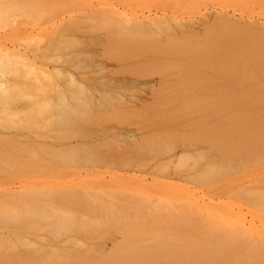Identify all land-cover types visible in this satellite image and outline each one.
Masks as SVG:
<instances>
[{
  "label": "rangeland",
  "instance_id": "1",
  "mask_svg": "<svg viewBox=\"0 0 264 264\" xmlns=\"http://www.w3.org/2000/svg\"><path fill=\"white\" fill-rule=\"evenodd\" d=\"M103 4L117 9L122 13V17L127 19L161 16L174 18L181 22L201 19L211 22L215 17L229 19L230 22L238 25L232 24L234 27L231 26L230 30L226 28L228 33H233L231 35L233 37L224 39L225 41L229 39L226 41V45L225 41L220 40L223 44V49L220 50L232 54L233 58L239 53L238 55L244 58L236 59L240 61L241 73L244 76L252 75L259 82H264V0H0V46L11 47L10 51L15 47V50L24 52L20 53L21 56L18 53V55L15 54L16 52L13 54L9 52L10 60L8 57L3 59L5 67L0 69L2 71L4 69L3 74L9 89L5 93L6 95L0 96V264H157L158 262V264H166L167 261L179 258H188L198 263L207 264L206 262L213 259L212 252L214 250L224 252L215 255L216 258H222V256L233 258L238 255L237 252H240L246 259L250 245H246L247 243L242 239L238 238L243 244L234 239L229 240L226 236L232 231L242 230L247 239H251L250 236H247L249 231L245 230L249 225L264 232V213L259 212H264V210H260L262 207L260 208L258 205L253 208L245 197L239 195L241 189L238 186L245 180L235 178L237 175L241 176L255 168L251 166L250 170L248 169L246 172L236 173L230 170L231 173L224 177L215 175L214 172L221 171L225 161L235 159L238 155L236 152L241 154L245 152L243 153L244 157L239 155L242 156L243 161L248 163L251 160L247 158L253 154L251 146L253 144H257V147L264 146V129L261 132H256L253 129L257 124H263L264 127V88L262 97L259 96V92H256L257 96L250 94L247 98L222 97L219 94L207 96L206 93L199 94L207 98L199 97L200 95L196 96L197 98L193 96L195 99L186 95H176L177 97L173 95L172 97L171 92L174 89L170 91L169 88L172 89L175 85L169 87L170 85L165 84V80H163L165 78L158 79L163 76L162 73L159 72L160 76L158 77L153 74L154 79L148 78L150 81L146 77H139L144 72L148 76L150 68H154L153 63L158 58L162 60L164 56L162 54L167 51L169 53L171 45L168 48L170 50L164 49V51L162 46L165 45L157 44V48L156 43H153L156 46L154 49L155 46L152 44V46L147 44L144 46L142 43L140 47L139 43L128 42L129 37L124 41L123 35L119 34L123 30L120 27H115L118 29L116 30L119 34L117 36L121 35L120 38L114 35V39H106L110 38L109 36L105 38L106 34L110 30H114L115 25L113 26L111 20L115 18H108L109 24L102 18L107 25L104 26L105 23L102 20L100 22L104 23L103 25L100 22L95 23V19L101 15L99 14L98 18L93 19L92 24H88L91 22V17L96 16L94 11L106 8V6L103 7ZM92 5L94 14L91 13ZM3 8L8 9V18V14ZM87 13H90L91 19L88 18ZM75 14L79 16L77 17ZM104 17L108 21L106 15ZM7 19L8 21H5ZM70 19L71 21H68ZM80 19L81 22H79ZM87 19L89 20L87 21ZM85 21L88 22L86 25H84ZM77 22L80 24L78 23V25ZM253 23L254 25H252ZM110 24L112 28L109 27ZM244 25L246 28L256 27L259 33L255 30L256 33H253L255 36H252L249 34V30H245V35L249 34L252 37L246 39L243 38L245 35L241 37L239 32L243 33ZM239 26L244 27L239 28ZM96 27L97 29L102 27L103 31L99 29L98 33H95ZM107 27L109 29L105 33ZM237 27L239 30L241 29L239 32ZM232 28L233 30H231ZM222 29L224 30L221 33L224 34L226 29ZM78 31L80 34L77 33ZM123 31L130 34V31L128 33L126 29ZM234 32L237 33L234 34ZM123 34L126 33L123 32ZM126 36L124 35V37ZM62 38H65L66 41ZM231 38H237L236 42L231 41ZM109 40L112 43L108 44ZM203 40V37L199 39L200 46L195 45L196 52L200 53L201 49L198 48H202L203 43L205 46L209 44L207 40ZM237 40L241 42L238 43ZM249 40H251L254 54H251V51L245 52L243 49L239 51L233 49L237 43L243 46ZM209 42L211 44L212 41ZM116 44L120 46L117 47ZM122 44L125 45V48ZM194 44H197V40ZM210 44L209 46L212 47ZM104 45L106 46L104 47ZM86 46L90 48L87 49ZM149 46L152 48L150 49ZM215 46L213 45L212 49L214 53L218 52L217 46ZM229 46H232V50L231 47L229 49ZM208 47L202 48L204 54L201 51L199 57L192 54H199L192 48L193 52L187 48V53L191 52L195 62L197 61L196 64L200 61L205 62V59L208 60L210 56V61L212 59L213 63V59H215L213 57H216L217 53L213 54ZM158 49L162 53H159ZM181 49H178L179 52ZM138 51L141 55H138ZM31 52L36 55V60L33 59ZM222 52H218L216 66ZM110 54L111 59L108 58ZM157 54L158 56H156ZM77 55L79 57H76ZM80 55L82 56L80 57ZM202 55H206V58L201 60ZM139 56L142 59L138 58ZM151 56L156 57V61L151 58L154 61L152 62ZM13 57L19 59L15 60ZM167 57L169 56H164V60L165 58L168 60ZM180 57L177 59L181 61L183 59V63H185L187 58ZM58 58L60 60L62 58L60 63H57L60 61ZM134 58L137 61L140 59L139 66ZM170 58L173 60L170 59L172 63L169 61V65L176 60L173 56ZM160 59L157 61L159 66L155 63L158 66L156 68L171 70V67L166 66L168 62L165 66L162 63L160 66ZM50 60L51 62H49ZM97 60H100L101 63ZM141 60L148 63H143ZM181 61H179L180 64ZM94 62L95 64H93ZM130 62H134L138 68L134 67V69L132 67L134 65ZM202 62L200 65L207 67ZM150 63L151 67L148 65ZM186 63L190 62L187 60ZM144 64L147 67L144 68L149 69L148 73L142 67L139 69ZM187 64L183 67H186ZM99 65L105 70L100 74L101 76L98 74L100 72ZM162 65L167 68L164 69ZM30 66L32 68L29 69ZM125 66H127V70H125ZM130 66L132 69L129 68ZM201 66L198 63L196 68H199L195 70L203 75L202 72H206L208 67L202 68ZM88 67L90 68L88 69ZM217 67L219 69V64ZM54 69H58L59 72L63 71L64 74L56 73ZM82 69L84 70L82 71ZM138 69L142 73L137 75L136 70ZM175 69L172 68V70ZM21 71H24L25 74L24 72L19 73ZM106 71L107 73H105ZM122 71L124 77L121 74ZM167 71L168 74L169 71ZM226 71L237 75L235 70L227 69ZM53 72L55 73L53 74ZM162 72L166 75L165 71ZM104 74H107L108 79L110 76L116 81L110 79L114 81L110 83L107 78L105 79ZM145 74L143 75L145 76ZM117 76L118 78L121 76L124 79L126 76L129 78L126 77L128 79L126 81L121 78L116 79ZM137 76L141 82L146 83L148 80L149 84L145 85L140 81L137 84ZM34 77L39 82L32 79ZM70 77L73 78L74 83L70 82ZM66 78L70 83L66 81ZM53 79L54 81H52ZM155 79L157 82L154 81ZM121 80L125 82L122 83ZM132 80H134L133 83L136 82L135 87L134 84H128L132 83ZM158 81H161L162 87ZM76 82L80 85L82 83V85L78 87ZM164 84L167 85V88ZM129 85L132 86L129 87ZM215 86L218 89V85ZM72 87L78 92L75 93L76 91ZM113 87L117 89L114 91ZM162 88H166L172 98L167 99L165 96L168 94L160 96L161 99L158 98L159 94L161 95L160 92L163 91ZM115 92H118L117 95ZM5 98L6 101L2 102L1 99L5 100ZM62 101L64 105L66 102L72 108L70 113L73 112V114L69 113V115L73 116L70 117L67 114L61 117L63 109L61 107H64L61 106ZM79 104L83 105L78 106ZM46 105H50V109L46 108ZM45 108L48 110L47 113L44 111ZM33 110L32 116L31 111ZM55 111L57 112L55 113ZM23 117L25 118L23 119ZM37 117H39V121ZM60 119L62 121H57ZM67 119L71 123L64 122L65 120L68 122ZM240 119L248 126L244 129H236L235 126H232L227 131L226 124H233L234 121L240 122ZM50 120L53 122L51 123ZM28 122H32V125L38 124V127L35 125L33 129L31 124H27L32 128V131H27L30 128L24 124ZM36 129L38 130L36 131ZM64 132L69 135H65ZM48 137L51 141L47 140ZM258 138L260 139L258 140ZM116 144L118 145L116 146ZM245 148L246 150H243ZM246 153L249 155L247 156ZM257 169L264 170V158L260 161ZM12 190L16 192H11ZM224 238L228 240V243ZM150 240L151 242H149ZM135 243L138 246L141 245L137 248ZM190 243L191 246H189ZM131 246L134 250L129 251ZM13 258L15 259L13 260ZM191 264L195 263L191 262Z\"/></svg>",
  "mask_w": 264,
  "mask_h": 264
},
{
  "label": "bare ground",
  "instance_id": "2",
  "mask_svg": "<svg viewBox=\"0 0 264 264\" xmlns=\"http://www.w3.org/2000/svg\"><path fill=\"white\" fill-rule=\"evenodd\" d=\"M106 5H104L103 4V7H105ZM93 7V5L90 7L91 8V10L93 9L92 8ZM94 7H96V6H94ZM101 8H102V6H100ZM109 6H106V8H104L103 10H101V11H94V10H89V11H91V13L94 11V13L96 14V16L95 17H91V15L89 16V14L90 13H87L88 15V18H90L91 19V22L90 23H88V22H86L85 21V24L84 25H86V23H88V24H92V21H93V19H95V18H98L97 16H99V14H104L103 15V17H101V15L99 16V18L98 19H95L96 21H95V23L96 22H100L101 20H102V18L106 21V23L108 22V24H109V22H110V18L111 19H113V18H115V19H117V20H111V21H113V26H114V30H110L109 32H108V30L107 29H109L108 27L106 28V32L105 33H107L108 32V34H106V36H105V38L107 37V36H109L110 38H106V39H114L113 37H115V36H117V34H118V32L116 31V30H118V29H115V27H120L121 29H126L127 31H128V33H129V31H130V34H127V32L126 31H123V32H125L126 34H123V32L121 31L119 34H121V35H123V40L125 39V38H128L129 37V39L130 40H128V42H133V43H139V46L141 47V45H142V43H143V45L145 46V44H147V45H150V46H152L153 45V43H156L155 45L157 46V44L159 45V46H162V45H165L164 47H166V48H164L163 46H162V48H163V51H164V49H167V50H170V49H168L169 47H170V45H171V50L169 51V53H171L170 55H168L169 53H168V51L165 53H163L162 54V56L164 55L165 57H166V55L167 56H169V57H167V59L168 60H166V58H165V60H164V56L162 57L163 59L161 60L160 58H158L157 59V61L160 59V61L161 62H159V64H160V66H161V63L165 66L166 65V63L168 62V65H166L167 67H171V70H168L169 71V75L166 73V71H167V67H164L163 65H162V67L164 68V69H166V70H163V69H161V67H159L158 69L156 68V67H158L159 65L157 64L158 62L155 60L156 59V57L154 58V57H150V59L151 58H153L154 59V61H156V62H154V61H152V59H151V61L152 62H154L153 64H154V68L153 67H151L150 65H151V63L150 64H148L149 65V67H151L150 68V71H148L147 72V70H149V69H145V68H147V67H145V64H144V66L142 65V66H140L139 67V69L142 67V69H144V70H146V72L148 73V76H151V77H148L146 74H145V72L144 73H142V71L141 70H136V74L138 75V73H142V75L140 74L139 75V77L140 76H142V78H144V77H146V79H154V77H152L153 76V74H155L156 75V77H158V76H160V74H159V72L160 73H162L161 75H163V76H160L158 79H162V78H165V79H163V80H165L164 82H165V84H167V85H170L169 87H171V86H173V85H175V86H173L174 88H172V89H170L169 87V90L170 91H172L173 89V91L171 92L172 93V97H173V95H174V97L177 95H180V96H184V95H186V96H194L195 98H197L198 97V95H200L199 93H206L205 95H214V94H219V95H222V97L223 96H232V98H233V96H237V97H245V98H247V97H249V95L251 94V95H256L258 92V94H259V96L260 97H262L261 95L263 94V91H262V89L264 88V82H262V81H258V80H256V78L255 77H253L252 75L250 76V75H243L242 73H241V70H240V66H239V64H240V61L239 60H236V59H239V58H243V57H240L241 55H238L237 53V56H234V58L232 57L233 55L232 54H230L229 52V54H227V51L225 52V51H223L222 52V50H220L221 48H222V41H220V40H223V41H225L224 39H226V38H229V37H233V36H231V35H233V33L232 34H230V32L228 33V31H227V29L228 30H230V28H231V26H232V24H236V23H232V22H230L229 21V19H226V18H219V17H215L211 22L210 21H208V20H203V19H201V20H195V21H185V22H181V21H177L176 19H174V18H170V17H164V16H161V17H155V18H149V17H142V18H136V19H127V18H123L122 16V13H120L117 9H114V8H108ZM4 9V8H3ZM7 9V8H6ZM6 9H4V11L5 12H7L8 11V9L6 10ZM95 9V8H94ZM97 10V9H96ZM3 11V10H2ZM2 11H1V13H2ZM86 12V11H85ZM94 13H92V14H94ZM3 14H4V12H3ZM3 14H2V16H3ZM6 14V13H5ZM7 14H8V16H7V18L9 17V13L7 12ZM110 14V15H109ZM76 15V14H75ZM106 15V17H107V19H108V21L105 19V16ZM77 16V15H76ZM79 16V15H78ZM77 16V17H78ZM87 16H86V18H87ZM75 17V16H74ZM83 17V16H82ZM6 19V18H5ZM72 19V18H71ZM71 19L70 20H68V21H71ZM82 19V18H81ZM81 19H80V21L79 22H81ZM0 20H1V18H0ZM75 20V19H74ZM79 20V19H78ZM89 19H87V21H88ZM3 22H4V19L2 20ZM5 21H8V19L7 20H5ZM117 22L116 24H114L115 22ZM79 22H77V24L79 23ZM102 22H104L103 20H102ZM8 23V22H7ZM71 23V22H70ZM82 23H84V22H82ZM101 23V22H100ZM100 23H98V24H100ZM105 23V22H104ZM103 23V24H104ZM106 23H105V25L104 26H107L106 25ZM80 24V23H79ZM78 24V25H79ZM87 24V25H88ZM97 24V25H98ZM102 23H101V25H103ZM65 25V24H64ZM67 25V24H66ZM83 25V26H84ZM96 25V24H95ZM94 25V26H95ZM96 25V26H97ZM100 25V26H101ZM236 25H238V24H236ZM235 25V26H236ZM252 25H254V23L252 24ZM69 26V25H68ZM80 26H82V25H80ZM112 25L110 24V28H112L111 27ZM241 26V25H240ZM239 26V28H243V27H240ZM232 27H234V26H232ZM67 28V27H66ZM73 28V27H72ZM71 28V29H72ZM75 28V27H74ZM82 28V27H81ZM87 28H88V26H87ZM102 28V27H101ZM101 28H99L98 27V29H97V27H96V32L95 33H98V30L99 29H101ZM222 28H227L224 32V34H222L221 32H222V30H224V29H222ZM70 29V28H69ZM76 29V28H75ZM85 29V28H84ZM237 30H238V32L241 30H239L238 29V27L236 28ZM244 29V31H243V33L245 32V30L246 31H250V33L249 34H251L252 36H255L253 33H259L258 32V29L256 28V27H248V28H246V26L243 28ZM61 30V29H60ZM83 30V29H82ZM102 31H103V29H101ZM231 30H233V28L231 29ZM236 30V31H237ZM255 30H256V32H255ZM259 30H261L260 29V27H259ZM81 31V30H80ZM87 31V30H86ZM89 31V30H88ZM93 31V30H92ZM104 31H105V28H104ZM215 34V36H214V34ZM233 32V31H232ZM53 33H55L54 31H53ZM61 33V32H60ZM59 33V34H60ZM74 33V32H73ZM77 33H79L80 34V32L78 31ZM84 33H86V32H84ZM89 33V32H88ZM100 33V32H99ZM222 35H221V34ZM237 33V32H236ZM235 32H234V34H236ZM240 33V36L242 37V35L244 36L245 35V33L243 34H241V31L239 32ZM238 33V34H239ZM247 34H248V32H246ZM70 34V33H69ZM68 34V35H69ZM118 34V35H119ZM220 34V35H219ZM248 34V36L247 35H245L243 38H247V37H252L251 35H249ZM62 35V34H61ZM61 35H59V36H61ZM63 35H64V33H63ZM62 35V36H63ZM84 35V34H83ZM115 35V36H114ZM120 35V36H121ZM124 35H127L126 37H124ZM257 35V34H256ZM120 36H117L118 38H120ZM116 37V38H117ZM203 37V41H205V40H207V42L210 44V42L209 41H212L211 42V46L212 47H210L209 46V44L208 45H206L207 47H208V49L210 48V51L211 52H213V45L215 46L216 44V46H217V51L218 52H222L223 54H220L221 55V57L219 58V60L217 61L218 63H217V66H218V64H219V69H218V67L216 66V57H217V55H218V52H215V53H217V55L213 52V54H215L216 55V57H213V58H215V59H213L214 61H213V63H212V59H211V61H210V57L209 56H207V57H209V59L207 60V59H205V62H202V61H200V62H202L203 63V65L205 64L207 67H205V66H201L200 64V62H198L199 63V66H201L202 68L203 67H205V68H207L206 70V72L204 71V72H202L203 73V75L202 74H200L197 70H195V69H198L199 67H197L196 68V66L198 65V63L196 64V62H195V60H194V56H201V51H202V48L203 49H206L207 47L205 46V43H203L202 41H201V43H203L202 44V48H200L199 46L201 45L200 43H198V41H199V39L200 38H202ZM236 37H237V35H236ZM68 38V37H67ZM48 39V38H47ZM63 39V38H62ZM65 39V38H64ZM63 39V40H64ZM75 39V38H74ZM101 39V37L99 38V40ZM103 39V38H102ZM232 40L231 41H235L236 42V40L235 39H237V38H231ZM244 39V40H245ZM252 39V38H251ZM92 40V39H91ZM90 40V41H91ZM96 40V39H95ZM195 40H197V44H194V42H195ZM202 40V39H201ZM227 40H229V39H227ZM226 40V41H227ZM242 40V39H241ZM243 40V41H244ZM48 41V40H47ZM65 41H66V39H65ZM65 41H64V43H65ZM73 41H75V40H73ZM83 41V40H82ZM98 41V40H97ZM104 41V40H103ZM106 41V40H105ZM116 41H118L117 39H116ZM125 41V40H124ZM127 41V40H126ZM226 41H225V45H226ZM230 41V42H231ZM238 41V40H237ZM243 41H242V43H243ZM254 41V40H253ZM52 42V41H51ZM62 42V41H61ZM67 42H68V40H67ZM84 42V41H83ZM92 42H96V41H92ZM241 42V41H240ZM239 41H238V43H240ZM251 42V40H249V41H246L245 42V45H243V46H241L240 44H238L237 43V45L233 48L234 50L235 49H237V51H239L240 49H243V50H245V52L247 51H251L252 52V44L250 43ZM55 43H57L56 41H55ZM63 43V42H62ZM99 44H101V42H98ZM103 43V42H102ZM108 43V42H107ZM110 43H112L110 40H109V43L108 44H110ZM118 43V42H117ZM122 43V42H121ZM228 43V42H227ZM233 43V42H232ZM247 43V44H246ZM54 44V43H53ZM58 44H59V42H58ZM92 44V43H91ZM97 44V43H96ZM119 44V43H118ZM118 44H116L117 45V47L118 46H120V45H118ZM124 44H125V42H124ZM132 44V43H131ZM130 44V45H131ZM152 44V45H151ZM175 44H177L178 46H174ZM191 44H192V46H191ZM207 44V43H206ZM229 44V43H228ZM227 44V45H228ZM236 44V43H235ZM101 45H103V44H101ZM107 45V44H106ZM106 45H104V47L106 46ZM155 45H153V46H155ZM197 45H199L198 47V49H201V50H199L200 51V53L199 52H196L195 50H196V46ZM240 45V46H239ZM16 46V45H15ZM111 46V45H110ZM115 46V45H114ZM122 46H124V48H125V45H123L122 44ZM127 46V45H126ZM136 46V45H135ZM134 46V47H135ZM149 46V47H150ZM156 46L155 47H153V49L154 48H156ZM190 46V47H189ZM193 46H195V47H193ZM215 46V47H216ZM22 47V46H21ZM92 47V46H91ZM94 47V46H93ZM92 47V48H93ZM95 47H97V46H95ZM103 47V46H102ZM109 47V46H108ZM133 47V48H134ZM175 47V48H174ZM176 47H179L178 49H183V48H185V50H182L181 49V52H179L180 50H178ZM181 47V48H180ZM189 47V48H188ZM193 47V48H192ZM218 47H219V50H218ZM224 47V46H223ZM226 47V46H225ZM230 47H231V50H232V46H229V49H230ZM85 48H90V47H88V46H86ZM98 48V47H97ZM100 48V47H99ZM98 48V49H99ZM132 48V47H131ZM131 48L129 49V51L131 50ZM132 48V49H133ZM139 48V47H138ZM137 48V49H138ZM152 47H150V49H151ZM157 48H158V46H157ZM161 47H160V50L162 49ZM187 48L188 49H190L189 51H192L193 52V50H194V52H196V53H199L198 55L197 54H194V53H192L193 55H191V52H189V54L191 55H189L188 53H187ZM193 50H192V49ZM195 48V49H194ZM9 49H11V47H1L0 46V69L3 67H5L4 65H3V59H6L7 57H8V54H9V52H12V54L13 53H15V54H20V53H22V51H19L17 48V50H15V47H13L12 48V50L10 51ZM113 49V48H112ZM136 49V48H135ZM149 49V50H150ZM152 49V50H153ZM198 49H197V51H198ZM207 49V50H208ZM223 49V48H222ZM39 50V49H38ZM42 50V49H41ZM46 50V49H45ZM140 50V49H139ZM142 50V49H141ZM148 50V51H149ZM89 51H90V49H89ZM98 51V50H97ZM112 51H116V50H112ZM120 51V50H119ZM158 51H159V49H158ZM184 51H185V53H184ZM35 52H36V50H35ZM41 52V51H40ZM121 52V51H120ZM126 52V51H125ZM144 52H145V50H144ZM154 52V51H153ZM156 52V51H155ZM204 52H205V50H204ZM234 52V51H233ZM24 53V52H23ZM22 53V54H23ZM137 53V52H136ZM135 53V54H136ZM140 52L138 51V55H141V54H139ZM158 53V52H157ZM159 53H162V51L160 52L159 51ZM209 53V52H208ZM256 53V52H255ZM17 54V55H18ZM22 54H20V56L22 55ZM31 54H32V57H33V59L34 60H36V55L35 54H33V52H31ZM30 54V55H31ZM85 54V53H84ZM114 54H115V52H114ZM118 54V53H117ZM121 54V53H120ZM119 54V55H120ZM127 54V53H126ZM166 54V55H165ZM202 54H204L203 53V51H202ZM244 54V53H243ZM242 54V55H243ZM251 54H254V52H252ZM134 55V54H133ZM148 55V54H147ZM152 55V54H151ZM209 55H210V53H209ZM82 55H80V57H81ZM84 56V55H83ZM117 56V55H116ZM154 56V55H153ZM156 56H158V54L156 55ZM173 56V58L175 59L176 58V60L175 61H173V64H170L169 65V61H170V59L171 60H173L172 58H170V57H172ZM180 57V56H183V57H180V58H184V57H186L187 58V60H188V62H190L189 64H187L186 63V61L187 60H185V63H183L184 61H183V59H182V61L179 59H177V57ZM193 56V57H192ZM246 56H247V54H246ZM23 57V56H22ZM26 57V56H25ZM28 57V56H27ZM26 57V58H27ZM76 57H79V55H77ZM111 57V54H110V56L108 57V58H110ZM118 57H122V56H118ZM134 57H136L137 58V56H134ZM219 57V56H218ZM250 57V56H249ZM255 58H256V56H254ZM12 58V57H11ZM14 58V57H13ZM30 58V57H29ZM138 58H141L140 56L138 57ZM142 58L144 59V55L142 56ZM141 58V59H142ZM196 58V57H195ZM202 58L204 59V58H206V55L205 56H203L202 55V57H201V60H202ZM15 59V58H14ZM19 59V58H18ZM17 59V57H16V59L15 60H18ZM24 59V58H23ZM50 59V58H49ZM59 60H60V58H58ZM57 59V60H58ZM111 59V58H110ZM146 59H149V58H146ZM244 59V58H243ZM8 60H10V58L8 57ZM8 60H7V62H8ZM15 60H13V61H15ZM22 62H23V60L22 59H20ZM19 60V61H20ZM24 60H26V59H24ZM31 60V59H30ZM51 60H52V58H51ZM51 60L49 61V62H51ZM54 60V59H53ZM61 60H62V58H61ZM61 60L59 61V62H57V63H60L61 62ZM65 60V59H64ZM122 60V59H121ZM120 60V61H121ZM124 60V59H123ZM131 60V59H130ZM134 60H136L135 58H134ZM140 60V59H139ZM138 60V61H139ZM178 60V61H177ZM198 60V59H197ZM242 60V59H241ZM251 60H252V58H251ZM250 60V61H251ZM255 60V59H254ZM263 60V59H262ZM90 61V60H89ZM97 61H100V60H97ZM137 61V60H136ZM136 62V64L138 63V66H139V62ZM142 61V60H141ZM162 61H166V62H162ZM179 61H181L182 63L180 64V62ZM249 61V62H250ZM15 62H17V61H15ZM28 62V61H27ZM143 63H146L147 61H142ZM141 62V63H142ZM175 62V63H174ZM241 62H243V61H241ZM98 63V62H97ZM100 63H101V61H100ZM99 63V64H100ZM131 63V62H130ZM142 63V64H143ZM148 63V62H147ZM158 65H156V64ZM170 63H172V61H170ZM243 63H245V62H243ZM253 63H255L254 61H253ZM6 64H9V63H6ZM13 64H14V62H13ZM25 64H26V61H25ZM93 64H95V62L93 63ZM131 64H133L134 66H132L133 68L135 67L136 69L138 68V66L136 65V64H134V62L133 63H131ZM152 64V65H153ZM187 64V66L186 67H183L184 65H186ZM256 64V63H255ZM15 65H16V63H15ZM20 65V64H19ZM89 65V64H88ZM106 65V64H105ZM137 67H136V66ZM147 65V64H146ZM248 66H250L249 64H247ZM8 66V65H7ZM25 66V65H24ZM35 67L37 66L36 64L34 65ZM129 66V65H128ZM131 66L129 67V68H131ZM215 66H216V68L218 69V70H215L216 68H215ZM14 67V66H13ZM21 67V66H20ZM22 67H23V65H22ZM26 67V66H25ZM25 67H24V69H25ZM127 66H125V68H126ZM145 67V68H144ZM244 67V66H243ZM245 67H247V66H245ZM30 68H32L31 66L29 67V69ZM90 67H88V69H89ZM92 68V67H91ZM94 68H96V67H94ZM98 68H99V75L101 74V73H104V69H103V67L101 66V65H99L98 66ZM105 68V67H104ZM129 68H128V70H129ZM134 68V69H135ZM172 68L173 69H175V70H172ZM204 68V69H205ZM213 68H215L214 70H212ZM13 69V68H12ZM24 69H21V70H24ZM39 69H41V68H39ZM49 69V68H48ZM86 69H87V67H86ZM118 69V68H117ZM123 69V68H122ZM132 69V68H131ZM133 69V70H134ZM154 69V70H153ZM227 69H230V70H235L234 72H236L237 73V75H235V74H230L229 72H227L226 70ZM16 70V69H15ZM55 71H56V73H58L59 71H58V69H54ZM53 70V71H54ZM84 69H82V71H83ZM104 70V71H103ZM109 70V69H108ZM107 70V71H108ZM121 70V67L119 68V71ZM125 70H127V68L125 69ZM143 70V71H144ZM156 70H158V71H156ZM165 71V73H166V75L165 74H163L164 72H162V71ZM203 70V69H202ZM3 71H4V69H3ZM3 71L2 70H0V96H4V94L9 90L8 89V82L6 81V78H4V74H3ZM7 71V70H6ZM29 71H31V70H29ZM52 71V70H51ZM69 71V70H68ZM77 71V70H76ZM97 71V70H96ZM107 71L105 72V73H107ZM123 71H124V69H123ZM123 71H122V76H123ZM131 71V70H130ZM135 71V70H134ZM139 71V72H138ZM152 71V72H151ZM155 73H154V72ZM167 71V72H168ZM209 71V72H208ZM229 71V70H228ZM12 72H13V70H12ZM24 72V71H23ZM22 71L21 72H19V73H23ZM32 72H34V71H32ZM60 72H62L63 74H64V72L63 71H60ZM59 72V73H60ZM85 72V71H84ZM92 72H95V71H92ZM129 72V71H128ZM132 72V71H131ZM151 72V73H150ZM172 72V73H171ZM28 73V72H27ZM41 74H42V72H40ZM50 73V72H49ZM55 72H53V74H54ZM61 73V74H62ZM69 73V72H68ZM117 73H120V72H117ZM125 73H126V71H125ZM135 73V72H134ZM134 73H132V74H134ZM249 73V72H248ZM24 74H25V72H24ZM29 74V73H28ZM31 74V73H30ZM96 74V73H95ZM143 74H145V76L143 75ZM149 74H152V75H149ZM159 74V75H158ZM32 75V74H31ZM40 75V74H39ZM45 75V74H44ZM48 75V74H47ZM69 75V74H68ZM91 75V74H90ZM89 75V76H90ZM105 75V79L107 78L106 77V75L107 74H104ZM115 75H116V73H115ZM120 75V74H119ZM127 75V74H126ZM131 75V74H130ZM154 75V76H155ZM27 76V75H26ZM70 76V75H69ZM85 77H87L86 75H84ZM93 76V75H92ZM101 76V75H100ZM103 76V75H102ZM122 76L120 77L122 80L124 79V78H122ZM25 77V76H24ZM30 77V76H29ZM31 77H33V75L31 76ZM41 77V76H40ZM39 77V78H40ZM42 77H44V76H42ZM49 78H50V76H48ZM110 79H112L110 76H108ZM124 77V76H123ZM127 77V76H126ZM126 77H125V79L124 80H128V79H126ZM133 77V76H132ZM138 77V76H137ZM139 77H138V82H137V84L138 83H140L141 82V80H139ZM48 78V79H49ZM62 78H64V77H62ZM61 78V79H62ZM113 78H114V76H113ZM120 78H118V76L116 77V79H120ZM127 78H129V77H127ZM141 78V79H142ZM32 79H35V77L34 78H32ZM47 79V78H46ZM47 79V80H48ZM67 79L68 78H66V81H67ZM83 79H84V77H83ZM86 80H88L87 78H85ZM100 79H101V77H100ZM108 79V78H107ZM110 79H108V81H110V83L112 82H114V81H116L115 79H112V80H114V81H112V80H110ZM132 79V78H131ZM131 79H129V80H131ZM134 79H136V77L134 76ZM148 79V80H149ZM44 80V79H43ZM63 80V79H62ZM61 80V81H62ZM69 80H71L70 82L72 83H74V81H73V78L72 77H70L69 78ZM81 80V79H80ZM102 80H104V78H102ZM102 80H100V81H102ZM121 80V81H122ZM145 80V79H144ZM147 80V81H148ZM162 80V81H163ZM31 81V80H30ZM35 81H37V82H39L38 81V79L36 80L35 79ZM52 81H54V79L52 80ZM51 80H50V83L52 82ZM77 81V80H76ZM92 81V80H91ZM106 81V80H105ZM120 81V80H119ZM133 81L134 80H132V83H130L129 81V83L128 84H134V87H135V85H136V82H134L133 83ZM136 81V80H135ZM140 81V82H139ZM146 81V80H145ZM146 81V83H148ZM150 81V80H149ZM154 81H156V79L154 80ZM193 81V82H192ZM68 83H70L69 81H67ZM66 82V83H67ZM99 82V81H98ZM123 82H125V81H122V83ZM153 82V81H152ZM157 82V81H156ZM159 82V84H160V86H161V81H158ZM31 83H32V81H31ZM35 83V82H34ZM33 83V84H34ZM47 83L49 84V81H47ZM76 83H78V82H76ZM103 83V82H102ZM121 83V82H120ZM141 83H143V82H141ZM146 83H143V84H145L146 85ZM36 84V83H35ZM48 84H47V86H48ZM149 84V83H148ZM156 84V83H155ZM163 84V83H162ZM164 84V85H165ZM179 85V86H177V85ZM182 84V85H181ZM69 85H71V84H69ZM81 85H82V83H81ZM79 83H78V87L79 86H81ZM116 85V84H115ZM126 85V84H125ZM131 85V86H132ZM167 85H165V87L167 88ZM181 85V86H180ZM215 85H218V89H216V86ZM11 86V85H10ZM19 86V85H18ZM33 86V85H32ZM57 86V85H56ZM68 86V85H67ZM74 86V85H73ZM96 86H98V85H96ZM114 86V85H113ZM119 86H121V85H119ZM124 86V85H123ZM130 85H129V87H131ZM49 87V86H48ZM83 87V86H82ZM81 87V88H82ZM95 87V86H94ZM128 87V86H127ZM162 87V86H161ZM16 88V87H15ZM14 88V89H15ZM73 88V87H72ZM85 88V87H84ZM102 88H104V87H102ZM122 88V87H121ZM120 88V89H121ZM133 88V87H132ZM166 88H162L163 89V91H159L160 93H161V95L159 94V96H158V98H160V96L162 97V96H164V95H166V94H168L169 95V93H167V91H166ZM257 88V89H256ZM22 89V88H21ZM49 89H51V88H49ZM57 89H58V87H57ZM70 89V88H69ZM73 89H75V88H73ZM72 89V90H73ZM93 89V88H92ZM105 89V88H104ZM113 89H114V87H113ZM117 89V88H116ZM116 89H114V91L116 90ZM119 89V90H120ZM165 89V90H164ZM255 89H256V91H255ZM12 90V89H11ZM81 90V89H80ZM124 90V89H123ZM127 90V89H126ZM136 90V89H135ZM217 90V91H216ZM19 91V90H18ZM74 91H76V89L74 90ZM82 91V90H81ZM80 91V92H81ZM105 91V90H104ZM103 91V92H104ZM108 91V90H107ZM107 91H105V92H107ZM113 91V92H114ZM170 91H168V92H170ZM15 92V91H14ZM57 92V91H56ZM78 91H76L75 93H77ZM120 92V91H119ZM122 92V91H121ZM124 92V91H123ZM164 94H163V93ZM217 92V93H216ZM257 92V93H256ZM23 93V92H22ZM83 93V92H82ZM89 93V92H88ZM93 93H95V92H93ZM98 93V92H97ZM116 93V95H117V93L118 92H115ZM134 93V92H133ZM138 93H139V95H140V90L138 91ZM137 93V94H138ZM141 93H143V92H141ZM10 94H12V93H10ZM25 94V93H24ZM83 94H85V93H83ZM83 94H81V95H83ZM130 95H131V93H129ZM144 94V93H143ZM157 94V95H158ZM6 95V94H5ZM12 95H14V94H12ZM19 95H20V93H19ZM71 95V94H70ZM74 95H76V94H74ZM77 95H79V94H77ZM81 95H79V96H81ZM103 95V94H102ZM120 95V94H119ZM123 95V94H122ZM134 95V94H133ZM142 95V94H141ZM168 95H166L165 97H167V99H170V98H172V97H170L171 96V94L168 96ZM239 95V96H238ZM11 96V95H10ZM21 97H22V95H20ZM26 96V95H25ZM68 96V95H67ZM105 96V95H104ZM135 96H136V94H135ZM138 96V95H137ZM176 96V97H177ZM179 96V97H180ZM197 96V97H196ZM257 96V95H256ZM255 96V97H256ZM24 97V96H23ZM123 97V96H122ZM170 97V98H169ZM193 97V98H194ZM199 97H206V96H202V95H200ZM218 97V96H217ZM53 98V97H52ZM64 98V97H63ZM76 98V97H75ZM90 98V97H89ZM157 98V99H158ZM194 98V99H195ZM207 98V97H206ZM205 98V99H206ZM221 98V97H220ZM231 98V97H230ZM264 98V97H263ZM4 99V98H3ZM3 99H1L2 100V102H5L6 101V98H5V100H3ZM9 99V98H8ZM60 99L62 100V98H61V94H60ZM66 99V98H65ZM161 99V98H160ZM163 99V98H162ZM174 99H176V98H174ZM208 99H209V97H208ZM58 100V99H57ZM72 101H73V99H71ZM209 100H211V99H209ZM232 100V99H231ZM259 100V99H258ZM48 101V100H47ZM77 101V100H76ZM223 101V100H222ZM1 102V101H0ZM57 102V101H56ZM91 102V101H90ZM97 102V101H96ZM211 102H212V100H211ZM230 102V101H229ZM232 102V101H231ZM47 104H48V102H46ZM59 103H61V102H59ZM62 103H63V101H62ZM92 103V102H91ZM250 103V102H249ZM52 105V104H51ZM64 106V107H61V117H63V116H65V115H69V113H70V111H72V108L68 105V104H66V102H65V105H64V103L63 104H61V106ZM81 105H83V104H81ZM80 104L78 105V106H81ZM86 105V104H85ZM243 105V104H242ZM241 105V106H242ZM245 105V104H244ZM47 106V107H46ZM45 107L46 108H48V109H50V105H46ZM56 106V105H55ZM88 106V105H87ZM95 106V105H94ZM223 106V105H222ZM97 107V106H96ZM42 108H44V107H42ZM45 108V112L46 111H48L47 109ZM59 108V107H58ZM57 108V109H58ZM77 108V107H76ZM56 109V108H55ZM85 109V108H84ZM222 109V108H221ZM259 109H260V107H259ZM51 110H52V108H51ZM51 110H50V112H51ZM87 110H89L88 109V107H87V109H86V111ZM213 110V109H212ZM231 110V109H230ZM237 110V109H236ZM43 111V112H44ZM57 111H59V110H57ZM57 111H55V113L57 112ZM85 111V110H84ZM38 112H39V110H38ZM77 112V111H76ZM75 112V113H76ZM238 112V111H237ZM246 112V111H245ZM34 113V110L33 111H31V115ZM35 113H36V110H35ZM47 113V112H46ZM59 113V112H58ZM75 113H74V115H75ZM79 113H80V111H79ZM87 113H88V111H87ZM90 113V112H89ZM179 113H180V111H179ZM235 113V112H234ZM40 114H42V113H40ZM63 114V115H62ZM70 114H73V112L72 113H70ZM166 115H167V113H165ZM178 114V113H177ZM246 114V113H245ZM51 115V114H50ZM49 115V116H50ZM58 115V114H57ZM80 115V114H79ZM231 115V114H230ZM235 115V114H234ZM241 115V114H240ZM24 116V115H23ZM33 116V115H32ZM38 116V115H37ZM70 117L71 116H73V115H69ZM77 116V115H76ZM163 116V115H162ZM218 116V115H217ZM221 116V115H220ZM229 116V115H228ZM237 116V115H236ZM22 117V116H21ZM25 117H27L28 118V116H25ZM25 117H23V119L25 118ZM35 117V116H34ZM34 117H31V118H33L34 119ZM68 116H66V118H67ZM167 117H168V115H167ZM26 118V119H27ZM49 118V117H48ZM65 118V117H64ZM165 118V117H164ZM232 118V117H231ZM240 118V117H239ZM18 119V118H17ZM20 119V118H19ZM36 119V118H35ZM37 119H38V121H39V117H37ZM61 119H63V118H61ZM57 120V121H62V120ZM68 119H69V117H68ZM67 119V120H68ZM78 119V118H77ZM79 119H81L80 118V116H79ZM78 119V121H80ZM53 120V119H52ZM55 120H56V118H55ZM228 120V119H227ZM234 120H235V118H234ZM244 120V119H243ZM246 120V119H245ZM18 121V120H17ZM32 121V120H31ZM77 121V120H76ZM77 121V122H78ZM230 121V120H229ZM231 121H233V120H231ZM239 121V120H238ZM242 120L240 119V122H235L234 121V123L233 124H226V126H225V128L227 129V131H229L230 129H231V127L232 126H235L236 127V129H244L246 126H248L247 125V123H242L241 122ZM30 122V121H29ZM26 123V124H24V125H27V124H31V127L33 126V129H34V126L36 125H32V122L31 123ZM36 121H34V123H35ZM50 122L52 123L53 121H51L50 120ZM64 122H66V123H71V121H69L68 120V122L65 120ZM72 122H74L73 120H72ZM228 122V121H227ZM22 123V122H21ZM37 123V122H36ZM49 123V122H48ZM48 123H47V126H49L48 125ZM58 123V122H57ZM63 123V122H62ZM62 123H60V124H62ZM65 123V124H66ZM226 123V122H225ZM17 124V123H16ZM19 124V123H18ZM50 124V123H49ZM22 125V124H21ZM44 125H46V124H44ZM57 125V124H56ZM69 125H71V124H69ZM76 125V124H75ZM263 125V124H262ZM261 124H257V125H255L254 127H253V129L256 131V132H261V130L262 129H264V127L262 126ZM19 126V125H18ZM27 126H29L28 128H30L29 130H27V131H32V128L30 127V125H27ZM37 127H38V124L36 125ZM52 126V125H51ZM62 126H64V125H62ZM72 126V125H71ZM66 127H67V125H66ZM75 127V126H74ZM223 127V126H222ZM23 128V127H22ZM44 128H46L45 126H44ZM27 129V128H26ZM61 129V128H60ZM221 129V128H220ZM21 130V129H20ZM38 129H36V131H37ZM72 130V129H71ZM70 130V131H71ZM75 130V129H74ZM211 130V129H210ZM35 131V132H36ZM78 131V130H77ZM76 131V132H77ZM221 131V130H220ZM226 131V130H225ZM25 132V131H24ZM39 132V131H38ZM59 132V131H58ZM69 132V131H68ZM210 132V131H209ZM242 132V131H241ZM246 132V131H245ZM47 133V132H46ZM49 133V132H48ZM52 133V132H51ZM65 133V132H64ZM80 133V132H79ZM247 133V132H246ZM59 134H60V132H59ZM78 134V133H77ZM212 134V133H211ZM234 134V133H233ZM48 135V134H47ZM65 135H69V133L68 134H66L65 133ZM70 135H71V133H70ZM73 135V134H72ZM242 135V134H241ZM241 135H240V138H242L241 137ZM254 135H255V133H254ZM61 136V135H60ZM80 136V135H79ZM229 136V135H228ZM21 137V136H20ZM62 137V136H61ZM65 137V136H64ZM71 137H73V136H71ZM71 137H69V139L71 138ZM233 137V136H232ZM257 137V136H256ZM17 138V137H16ZM24 138V137H23ZM42 138V137H41ZM230 138V137H229ZM240 138H238V139H240ZM244 138H245V136H244ZM13 139V138H12ZM15 139V138H14ZM18 139V138H17ZM35 139V138H34ZM54 139V138H53ZM59 139V138H58ZM72 139V138H71ZM76 139V138H75ZM81 139V138H80ZM246 139V138H245ZM260 138H258V140H259ZM47 140H49V137H48V139ZM68 140V139H67ZM250 140H252V139H250ZM257 140V139H256ZM22 141H23V139H22ZM36 141H37V138H36ZM39 141V140H38ZM46 141V140H45ZM49 141H51V140H49ZM64 141V140H63ZM69 141V140H68ZM84 141V140H83ZM89 141H90V139H89ZM217 141V140H216ZM241 141V140H240ZM243 141V140H242ZM253 141V140H252ZM251 141V142H252ZM18 142V141H17ZM99 142V141H98ZM187 142H189V141H187ZM227 142H229V141H227ZM246 142V141H245ZM244 142V143H245ZM39 143V142H38ZM141 143V142H140ZM186 143V142H185ZM184 143V144H185ZM190 143V142H189ZM216 143V142H215ZM224 143V142H223ZM222 143V144H223ZM226 143V142H225ZM248 143V142H247ZM19 144V143H18ZM33 144H34V141H33ZM42 144H43V142H42ZM102 144V143H101ZM233 144V143H232ZM242 144V143H241ZM253 144V143H252ZM263 144V143H262ZM261 144V145H262ZM63 145V144H62ZM114 145V144H113ZM118 144H116V146H117ZM190 145V144H189ZM194 145V144H193ZM226 145V144H225ZM224 145V146H225ZM250 145V144H249ZM257 145V144H256ZM256 145H250L251 146V151H253V154L251 153V151H250V155H251V157H249V158H247V159H249V160H251V161H248V163H247V161L245 162V161H243V158H242V156H243V153H245V152H242V154L241 153H239V152H236L238 155L240 154V155H242V156H238V155H236L237 157L235 158V159H232L231 161H225L226 163H225V165H224V167H223V169L221 170V171H219V172H214V174L215 175H220L221 177H224V176H227L228 174H230L231 172H246L248 169H249V167H253V168H255V169H249L250 170V172L248 171V172H246V173H243V175H237V177H235L236 179H238V180H240V179H244L245 181H243L242 183H240V185L238 186L241 190H240V192H239V195H241L242 197H245L247 200H248V203L250 204V205H252V207L253 208H256V207H262L260 210H264L263 208H264V170H259V169H257V166L260 164V161L264 158L263 156V154H264V146L262 145V146H256ZM111 146V145H110ZM115 146V145H114ZM218 146V145H217ZM241 146V145H240ZM244 147H245V144L243 145ZM246 146H247V144H246ZM52 147V146H51ZM105 147V146H104ZM135 147V146H134ZM159 147V146H158ZM166 147H168V146H166ZM56 148V147H55ZM230 148H233V147H230ZM236 148V147H235ZM238 148H239V146H238ZM159 149H161V148H159ZM215 149V148H214ZM213 150V149H212ZM230 150V149H229ZM236 150H238L237 148H236ZM235 150V151H236ZM240 150V149H239ZM243 150H246V148L245 149H243ZM242 150V151H243ZM248 150H250V149H248ZM57 151V150H56ZM139 151V150H138ZM163 151V150H162ZM166 151H167V149H166ZM169 151V150H168ZM189 151H190V149H189ZM215 151V150H214ZM221 151V150H220ZM241 151V150H240ZM117 152V151H116ZM191 152V151H190ZM246 152H248V151H246ZM119 153V152H118ZM172 153V152H171ZM225 153H227V152H225ZM224 153V154H225ZM60 154V153H59ZM117 154V153H116ZM120 154V153H119ZM168 154V153H167ZM207 154V153H206ZM226 155V154H225ZM235 155V154H234ZM233 155V156H234ZM246 155L248 156L249 154L248 153H246ZM245 155V156H246ZM142 156V155H141ZM208 156V155H207ZM227 157V156H226ZM244 157V156H243ZM189 157H187V159H188ZM223 158H225V156H223ZM187 159H186V161H187ZM190 159V158H189ZM228 159V158H227ZM246 159V160H247ZM226 160V159H225ZM122 161V160H121ZM185 161V162H186ZM220 162V161H219ZM250 164V165H249ZM181 167V166H180ZM182 167H184V166H182ZM260 168V167H259ZM230 170H232L231 172H230ZM97 188V187H96ZM11 192H14L13 190L11 191ZM16 192V191H15ZM14 192V193H15ZM9 193V192H8ZM23 193H25V192H23ZM11 194V193H10ZM22 194V193H21ZM3 195V194H2ZM3 196H5V195H3ZM243 201V200H242ZM246 202V201H245ZM248 205V204H247ZM258 205V206H257ZM214 208V207H213ZM254 210H256V209H254ZM13 211H14V209H13ZM16 212V211H15ZM259 212H262V213H264L263 211H259ZM16 214V213H15ZM181 214V213H180ZM14 215V214H13ZM17 215V214H16ZM183 215V214H182ZM182 217V216H181ZM188 217V216H187ZM245 230H248L249 232L247 233V236H250L251 237V239L250 238H248L247 239V237H246V235H245V232L244 231H242V230H239V231H232L231 233H229L228 234V236H226V238L227 239H234V240H236V241H238V242H240V243H242V241L243 242H245V243H247L246 245H250V250L248 251V255H247V257H246V259L244 258V255H243V253H240V252H237V256H235V257H225V256H222V258H216V256L215 255H218V254H221V253H224L222 250L220 251V250H214V252H212L213 254H214V256H212V258L213 259H211V260H209L208 262H206L207 264H264V232H262L261 230H259L257 227H253V226H251V225H249L248 226V228H245ZM173 231V230H172ZM114 232V231H113ZM145 232V231H144ZM168 232V231H167ZM178 232H180V231H178ZM230 232V231H229ZM114 233H116V232H114ZM141 233V232H140ZM147 233V232H146ZM150 233V232H149ZM161 233V232H160ZM174 233V232H173ZM183 233V232H182ZM181 233V234H182ZM131 234V233H130ZM148 234V233H147ZM175 234V233H174ZM5 235V234H4ZM134 235V234H133ZM140 235V234H139ZM202 235H204V234H202ZM236 235H238V236H236ZM135 236H137V235H135ZM155 236V235H154ZM186 236V235H185ZM127 237V236H126ZM196 237V236H195ZM201 237V236H200ZM130 238V237H129ZM143 238V237H142ZM203 238V237H202ZM242 239V241L241 240H239V239ZM140 239V238H139ZM170 239H172V238H170ZM186 239H188V238H186ZM204 239V238H203ZM213 239V238H212ZM225 239V238H224ZM227 239H225V241H226V243H228V240ZM142 240V239H141ZM176 240V239H175ZM194 240V239H193ZM144 241V240H143ZM147 242H148V240H146ZM146 241H145V243H146ZM159 241V240H158ZM195 241V240H194ZM198 241V240H197ZM200 241V240H199ZM128 242V241H127ZM131 242V241H130ZM149 242H151V240L149 241ZM155 242H156V240H155ZM154 242V243H155ZM174 242H176V241H174ZM201 242H203V241H201ZM205 242V241H204ZM222 242V241H221ZM137 243V242H136ZM136 243H135V245H136ZM141 243H143L142 241H141ZM119 244H121V243H119ZM124 244V243H123ZM200 244V243H199ZM243 244V243H242ZM128 245V244H127ZM141 244H139V246H140ZM143 245V244H142ZM155 245V244H154ZM186 245V244H185ZM210 245V244H209ZM117 246V245H116ZM119 246V245H118ZM122 246V245H121ZM138 245H136V247H137ZM138 246V247H139ZM144 246V245H143ZM189 246H191V243H190V245ZM188 246V247H189ZM201 246H202V244H201ZM205 246H206V244H205ZM137 247V248H138ZM161 247V246H160ZM193 247H194V244H193ZM212 247V246H211ZM121 248H123V247H121ZM131 248H133L132 246H131ZM131 248H129V251L130 250H134V248L133 249H131ZM186 248V247H185ZM125 249V248H124ZM136 249V248H135ZM158 249V248H157ZM188 249V248H187ZM201 249V248H200ZM138 252H140L139 251V249H136ZM202 250H203V248H202ZM129 251H127V252H129ZM121 252V251H120ZM133 252H135V251H133ZM211 252V251H210ZM167 253V252H166ZM47 255V254H46ZM133 255V254H132ZM150 255V254H149ZM158 256V255H157ZM159 257V256H158ZM161 257V256H160ZM164 257V256H163ZM40 258H42V257H40ZM71 258V257H70ZM154 258V257H153ZM232 258V259H231ZM15 258H13V260H14ZM35 259V258H34ZM159 259V258H158ZM161 259V258H160ZM56 260V259H55ZM157 260V259H156ZM45 261V260H44ZM67 261V260H66ZM51 262V261H50ZM168 263H166V264H191V262H194L195 264H203V263H198V262H196V261H193V260H191V259H188V258H186V259H184V258H179V259H176V260H173V261H167ZM3 263H6V261H3ZM36 263V262H35ZM159 263V262H158ZM157 263V264H158ZM37 264V263H36ZM161 264V263H160Z\"/></svg>",
  "mask_w": 264,
  "mask_h": 264
}]
</instances>
